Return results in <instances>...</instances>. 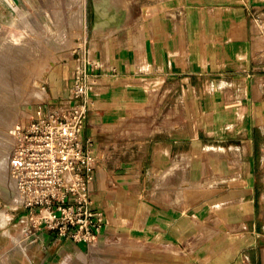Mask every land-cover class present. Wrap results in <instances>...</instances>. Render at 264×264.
Listing matches in <instances>:
<instances>
[{"label":"crops","instance_id":"obj_1","mask_svg":"<svg viewBox=\"0 0 264 264\" xmlns=\"http://www.w3.org/2000/svg\"><path fill=\"white\" fill-rule=\"evenodd\" d=\"M159 1L144 0L142 32L120 21L100 42L92 2L95 84L80 136L98 159V237L136 264H264V0ZM21 6L0 0V28ZM56 72L51 104L74 83ZM40 233L41 258L16 242L23 261L9 264H50L57 233Z\"/></svg>","mask_w":264,"mask_h":264},{"label":"rangeland","instance_id":"obj_2","mask_svg":"<svg viewBox=\"0 0 264 264\" xmlns=\"http://www.w3.org/2000/svg\"><path fill=\"white\" fill-rule=\"evenodd\" d=\"M92 2L21 0L22 6L12 19L16 23L0 28V156H8V168L0 167V264L23 261L20 255L16 257L13 253L16 242L18 246L33 245L34 255L41 258L43 237L40 232L48 229L35 226L24 208L10 210L7 207L8 203L12 204L6 197L13 185L9 159L18 126L34 116L39 106L45 109L51 104L49 101L57 99L49 85L56 71L76 72L83 62L88 72L92 71L90 60H95L94 51L98 47L96 35L101 37L99 42L105 41L119 30L114 27L104 30L105 27H117L119 20L124 21L122 27L126 26L127 30L136 34L142 32L144 0H95L97 34L90 23ZM157 4L159 8L168 6L162 0ZM39 91H44L45 95L40 96ZM56 238L61 239L58 235ZM57 239L50 244V264L137 263L133 258H123L119 245H105L99 237L90 242H97L95 249L85 242L64 238L66 245L54 252ZM74 243H85V246L78 251Z\"/></svg>","mask_w":264,"mask_h":264},{"label":"built area","instance_id":"obj_3","mask_svg":"<svg viewBox=\"0 0 264 264\" xmlns=\"http://www.w3.org/2000/svg\"><path fill=\"white\" fill-rule=\"evenodd\" d=\"M80 67L67 97L45 109L39 106L18 126L9 159L17 203L7 207L24 208L39 229L90 245L102 232L105 215L93 209L89 189L98 164L93 140L84 144L80 136L91 109L88 91L95 82L86 62Z\"/></svg>","mask_w":264,"mask_h":264},{"label":"bare ground","instance_id":"obj_4","mask_svg":"<svg viewBox=\"0 0 264 264\" xmlns=\"http://www.w3.org/2000/svg\"><path fill=\"white\" fill-rule=\"evenodd\" d=\"M123 3V2H122ZM125 6V5H124ZM118 16V15H117ZM116 19H117V17H116ZM114 20V19H113ZM115 23L117 22V21H114ZM118 22H120L119 20H118ZM117 22V23H118ZM114 23V24H115ZM120 25V24H119ZM115 26V25H114ZM39 95L40 96H43V95H45V92L44 91H39ZM0 167H3V168H5V169H7L8 168V156H0ZM91 244V243H90Z\"/></svg>","mask_w":264,"mask_h":264}]
</instances>
